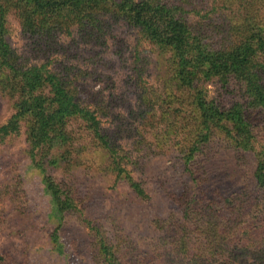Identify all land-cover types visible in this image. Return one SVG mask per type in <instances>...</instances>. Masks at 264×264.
Here are the masks:
<instances>
[{
	"label": "rangeland",
	"instance_id": "rangeland-1",
	"mask_svg": "<svg viewBox=\"0 0 264 264\" xmlns=\"http://www.w3.org/2000/svg\"><path fill=\"white\" fill-rule=\"evenodd\" d=\"M221 4V0H209L203 14L208 11L214 20L223 14L232 17L230 10L215 8ZM9 25L10 44L19 55L29 57V41L14 13L9 15ZM59 40L67 46L71 43L66 34ZM72 48L79 51L77 58L53 54L51 68L56 70L62 62L88 71L85 76L79 70L72 73L74 85H84L90 100L86 103L98 114L103 133L111 136L125 157L118 161L143 184L149 200L139 198L127 182L117 178L111 155L97 147L82 120L73 118L68 123L72 140L67 146L39 150L35 161L29 154L23 122L19 134L4 141L0 138L1 264H108L96 229L106 231L114 245L129 241L135 257L149 262L152 254L161 251L159 241L165 226L185 225V232H190L198 214L200 220L207 216L208 202L246 189L253 191V154L241 156L220 134L199 157V168L187 167L180 145L187 146L196 134L195 120L189 114L193 110L191 93L177 90L169 56L143 39L137 29L121 23L108 35L104 49L83 44ZM258 60L264 62V55ZM234 83L228 93L217 79L203 82L201 87L208 101L227 106L241 100ZM95 98L98 103L92 100ZM13 102L0 85V126L15 113ZM257 148L261 150L258 144ZM36 164L73 198L74 210L61 222L52 214V196L46 192L44 174ZM60 223L61 253L52 236ZM185 257L181 253L177 261L188 263ZM211 257L207 264H216ZM232 264H254V260L248 256Z\"/></svg>",
	"mask_w": 264,
	"mask_h": 264
},
{
	"label": "trees",
	"instance_id": "trees-1",
	"mask_svg": "<svg viewBox=\"0 0 264 264\" xmlns=\"http://www.w3.org/2000/svg\"><path fill=\"white\" fill-rule=\"evenodd\" d=\"M208 1L0 0V85L14 101L15 109L0 126V138L4 141L19 134L25 122L29 154L34 161L39 150L67 146L72 140L68 123L78 118L97 141V147L111 155L117 178L127 182L139 198L149 200L143 184L118 161L125 157L119 154L120 148L111 136L103 133L98 114L86 103L90 100L84 85H74L71 74L79 70L85 76L88 71L62 62L56 70L51 68L53 54L77 58L80 53L72 46L102 45L104 49L108 35L121 23L137 29L143 39L169 56L177 90L191 93L193 110L189 114L195 120L196 134L187 146L180 145L189 169L199 168V157L217 134L241 156L253 154V191L246 189L208 202L207 216L200 220L198 214L190 232H185V225L165 226L159 241L161 251L152 254L149 262L135 257L136 250L129 241L114 245L106 231L96 229L108 264H207L209 255L216 264H232L248 256L254 264H264V62L258 60L264 55V0H221L223 4L215 8L230 10L232 17L223 14L217 20L208 11L203 14ZM12 13L29 41V57L19 55L9 42ZM63 34L71 38L68 46L59 40ZM32 59L44 62L34 64ZM215 79L226 93L235 82L241 100L227 106L208 101L201 84ZM92 100L98 103V98ZM36 165L44 174L46 192L52 196V214L61 222L74 210L73 198L46 175L41 164ZM61 228L60 223L52 235L60 253ZM181 253L188 263L177 261ZM3 260L0 255V264Z\"/></svg>",
	"mask_w": 264,
	"mask_h": 264
}]
</instances>
